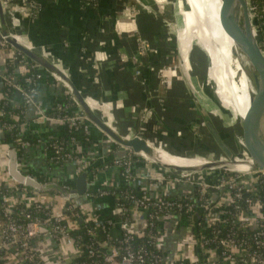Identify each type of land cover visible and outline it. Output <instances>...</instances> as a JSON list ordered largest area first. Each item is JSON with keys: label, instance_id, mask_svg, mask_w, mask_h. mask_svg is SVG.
Masks as SVG:
<instances>
[{"label": "crops", "instance_id": "1", "mask_svg": "<svg viewBox=\"0 0 264 264\" xmlns=\"http://www.w3.org/2000/svg\"><path fill=\"white\" fill-rule=\"evenodd\" d=\"M28 1L33 3L36 11L35 14L33 11H27L20 15L21 26L18 30L22 31L23 44L43 54L65 73L83 94L93 97L88 103H92L94 111L116 132L125 137H131L143 131L142 135L145 138L148 137L145 134L148 129L144 128L143 124L139 125L137 117L139 115L143 122H155V105H158V102H155V89L159 88L155 78V60L172 55L167 31L162 24L160 25L162 29L157 25L160 22L156 19V14L159 12L156 3L166 0H96L93 4L82 3L79 0ZM127 5L138 7L140 13L136 17H131L125 10ZM4 20L6 24V19ZM158 28H160L159 31H157ZM61 29L65 31L63 37L60 34ZM139 38L143 40L147 48V52L141 55L138 52ZM155 42L159 44L156 55ZM15 55L13 48H0V73L8 61L12 63L16 77L24 73L29 59L26 57L25 61L15 62ZM34 64L36 70L42 74V78L37 82L35 99L45 109L46 117L37 119L35 106L30 105L26 107L18 128L22 135H37L42 138L45 135L60 133L62 124L53 118V103L56 99L63 98L70 93L63 83L51 73L36 63ZM137 69L140 70V74L135 73ZM179 77L175 79L177 83L174 82L172 85L169 93L170 101L165 100L163 105H160L162 110L158 109V114L162 115L161 112H164L166 114L162 116L170 120L168 114L172 110L171 121L181 124L186 119L183 124L186 128L187 117L195 116L197 112L200 116L201 111L189 97V90L182 77L180 80ZM2 98L3 81L0 77V101ZM9 100L13 105H17L18 93L13 90ZM225 104V108L228 109V101ZM175 105H180L178 116H173ZM74 107L79 109L77 104ZM89 136L92 138L91 145L86 147L81 145L79 148L87 165L98 157L110 154L117 147L93 123H90ZM1 137L0 131V181L6 185V182L12 179L7 174V146ZM156 138L165 143L168 153L172 154V156L166 154L160 147H155L166 156L183 155L181 152L170 150V140H165L164 135L159 134ZM88 160L91 162L88 163ZM19 166L22 171L30 170L36 176L46 174L48 168L45 145L37 143L24 148L19 158ZM164 168L145 158L137 161L133 171L139 177L138 187L146 189L150 196H177L189 189L186 183L155 180L156 177L162 175ZM94 170L95 175L91 171L92 176L88 177L90 186L94 187L115 181L119 173L118 169L113 166ZM74 171L75 167L70 166L66 174L77 176L78 174L76 172L74 174ZM179 172L182 171L178 170L174 173ZM58 173L64 172L59 169ZM45 198L50 201L61 200L59 197L52 199L47 195ZM76 203L82 205L86 213L91 215L95 221L103 222L106 219L118 221L117 208L110 195L88 198L84 194L76 200ZM130 215L135 224L143 229L144 217L136 212H131ZM177 221V217L167 216L163 217L160 222L163 231L158 235L156 244L167 259H173L180 252L188 254L192 247L191 235L184 231L185 227L178 228ZM111 231H113L112 228ZM31 244L45 264H71V261H67V257L72 254L74 248L72 244L42 234L32 237Z\"/></svg>", "mask_w": 264, "mask_h": 264}, {"label": "built area", "instance_id": "2", "mask_svg": "<svg viewBox=\"0 0 264 264\" xmlns=\"http://www.w3.org/2000/svg\"><path fill=\"white\" fill-rule=\"evenodd\" d=\"M79 1L91 4L92 0ZM0 3L10 35L12 38L22 37V31L18 30L21 26L20 15L27 13V11L32 12L33 3L28 0H0ZM261 9L264 10V0ZM125 10L129 12L131 17H136L140 13L138 7L134 5H127ZM249 10L252 17L257 20L256 26L258 29L255 31V36L263 43L261 50L264 55V21H260L264 17V13H257V5L251 2V0H249ZM261 26H263V29H261ZM8 45L0 34V48H8ZM138 47L139 55L147 52L146 44L140 38ZM10 48L12 47L10 46ZM15 52V62L25 61L26 57L23 54ZM135 60H137L136 56ZM7 63L12 65L9 61ZM28 63L24 73L29 72V75L23 78V84L17 82V77L14 75L13 70L12 73L8 72L7 67H5L1 71L0 77L5 86L3 98H9L8 91L10 89L11 91H16L22 97L25 109L30 105L35 106L36 118L43 119L46 117L45 109L35 99L37 82L42 78V74L36 70L34 63L29 60ZM158 72L159 75L166 76L163 68H159ZM135 73L140 74V70L137 69ZM84 97L88 101L93 99V97L87 94H84ZM70 98L73 100L71 95ZM72 108L71 104H55L53 111L54 120L66 125L69 129L82 128L89 135L91 122L81 110L76 112L72 111ZM4 127H7V125H4ZM142 134L143 131H140L138 134L132 136H139L147 143L153 139L158 144L157 147H160L162 141H158L154 137H150L147 140L148 138H145ZM21 137L22 134L18 131L16 143L24 149L29 146V143ZM47 142L49 143L47 144ZM70 142H73V140L71 139ZM38 143L45 145V154H47V146L55 149L57 156L51 157V159H63L64 162L68 163L76 160L75 156H72V145L66 152L61 154L62 144L55 141L53 135H47L46 140L38 137ZM137 156L147 159L141 152L129 150L126 157L112 160V165L119 168L120 173L124 176V183L132 188L138 186L137 180L139 177L133 171V167L137 162L135 159ZM202 159L204 160L205 157H202ZM106 167L108 166L103 165L102 168ZM102 168H96L94 171ZM162 172V175L156 177L155 180L162 181L169 179L177 183H186L189 189L175 196V199H168L163 195L150 196L144 188L142 193H140L141 195H138L137 190L134 193L130 192V194H127L131 205L128 207L121 205L117 208L118 221L106 219L101 223L102 226L108 224L110 227L118 225L120 228L118 240L122 244V247L107 242V244H101L102 246L106 245V251L100 253L92 244L87 245L88 255L90 257H100L101 261L97 259L79 264H185L187 262H191L192 264H264V197L262 198V194L264 195V169L257 171L210 169V172L207 170H183V172L176 174L177 177L172 176V173L166 169ZM93 173L95 175V172ZM1 183L4 185V182L0 181V185ZM17 184L18 182L13 179L10 182H6L4 186L8 187L10 191L6 190V193H0V200L3 202L2 212L6 219L0 224V264H42L41 261L36 259V255L38 254L31 244V238L39 234L72 244L74 248L72 254L67 257V261H71L75 256L81 254L82 250L79 249L78 243L69 234V230L79 224L85 223L87 220L95 221V219L86 213L82 205L76 202L68 203L69 200L73 199H64L57 196L61 199L60 201L57 199L50 201L45 198V195L40 194V192L24 190L18 187ZM244 191H249L250 195L245 196ZM214 194L215 197H213ZM86 196L91 198L90 194H86ZM19 203H23L25 208L32 207L34 211L30 215L31 211H27L28 213H26L24 211L25 208L22 209L24 217L29 220L24 225L13 216L14 206ZM241 203L246 205L244 210ZM229 204H232L233 208L237 211L236 215L231 217H234L238 224L252 230V247L247 244L248 241L246 239L238 238L232 232H227L223 236L215 235L212 238L206 236L205 229L207 227L213 223H224L227 221L231 214L226 209ZM196 208L202 210L200 221L198 222L201 230L200 234L194 238L192 235L194 225L184 228V231L189 233L192 239V247L188 254L179 251L180 253L176 257L167 259L157 253H149L144 247H132L131 241L133 237H142L145 233L149 236L151 235L150 229L154 226V218L161 221L162 217H167L172 213H177L178 215L182 212L190 213ZM152 209L153 211H151ZM72 211H75L74 216H72ZM125 211H129L130 213L136 212L138 215L144 217V228L138 227L131 218V215H123ZM146 230L147 232H145ZM157 238L158 236L154 241L156 247Z\"/></svg>", "mask_w": 264, "mask_h": 264}, {"label": "water", "instance_id": "3", "mask_svg": "<svg viewBox=\"0 0 264 264\" xmlns=\"http://www.w3.org/2000/svg\"><path fill=\"white\" fill-rule=\"evenodd\" d=\"M218 21L234 44L236 58L249 84L247 110L243 116L237 119L238 138H234L232 144L228 143L209 112L203 110L202 103L199 102L194 91L189 90L187 87L191 98L196 103V107L201 111V122L221 155L215 158H208L206 155L205 159H202L195 166L173 167L169 165V168L187 171L207 169L262 170L264 169V55L261 50L263 43L255 36V31L258 29L256 26L257 20L251 15L249 0H220ZM260 21H264V17ZM261 29H263V26H261ZM0 34L15 51L23 54L63 83L87 119L117 145L110 154L98 157L92 163L84 166L82 171L75 177L73 186L67 188L55 181L40 182L31 175L23 174L17 167V153L14 144L7 138L5 140L8 156L7 170L13 180L41 193L53 192L64 199H75L86 192L89 172L105 161L126 157L129 150L148 155L149 159L159 163V166H168V164L157 159L156 148L149 145L139 136L125 137L116 132L107 121L94 111L92 103H88L82 91L76 87L73 81L48 58L14 40L5 24L1 3ZM236 81L238 82V80ZM220 109L223 111V108ZM155 120L167 131L177 133L176 129L167 123L162 115L158 114L156 106ZM196 121H199V119L188 122L187 126ZM213 197H215V194Z\"/></svg>", "mask_w": 264, "mask_h": 264}, {"label": "trees", "instance_id": "4", "mask_svg": "<svg viewBox=\"0 0 264 264\" xmlns=\"http://www.w3.org/2000/svg\"><path fill=\"white\" fill-rule=\"evenodd\" d=\"M96 0H92L91 3H95ZM251 2L255 3L257 5V13H264V10H262V5H263V0H251ZM33 13L35 14L36 11V7L33 6L32 8ZM160 28H158L157 31H159ZM61 31V36L63 37L65 35V31L64 30H60ZM8 48H10V46H7ZM7 70L8 72L12 73V65H10L9 63L6 64ZM29 75V72H25L23 74H21L19 77H17V82L20 83H24L23 82V78ZM180 80V78H179ZM5 89V86L3 85V90ZM11 89L8 91V97L10 98L11 96ZM8 99H4L2 98L0 101V131L2 133V137L1 139L3 141H5L7 138H9L13 144L15 149L17 150V167L19 169V158L21 156L22 153V148L20 147L19 144L16 143V139H17V134L19 131V124L21 123L23 116H24V111H25V107H24V101L22 99V97L19 95V101L17 105H13L10 100ZM71 104V106H73L72 111H76L79 112L80 109L78 108H74L75 106V102L70 98V94L67 93V95L63 98L60 99H56L53 103V107L55 104ZM73 103V105H72ZM156 106V105H155ZM199 113L197 112L195 114V116L193 115L191 118L188 119H194V118H198L199 119V123H201L202 119L200 117H198ZM139 117V115H138ZM137 117V121L139 122V125L148 129V132H146V136L148 137H153L157 135H164L165 140H167V133L169 131H167L166 129H164L156 120L151 121V122H143L141 121L140 117ZM165 118V117H164ZM140 120V121H139ZM165 121H167V123H169L171 126H173L171 124V122L169 120H167L165 118ZM187 121V123H188ZM186 123V126H187ZM195 122H192L190 124V126H193ZM216 124V123H215ZM4 125H7V127H4ZM217 125V124H216ZM218 127V126H217ZM198 133H203V137L208 138L207 136H210V134L208 133V131L206 130L205 126L199 127V131ZM169 134V133H168ZM153 135V136H152ZM46 135L42 136V138L44 140H46ZM24 141L28 142L29 145H34L38 143V136L37 135H33V136H27V135H22L21 137ZM174 138V137H172ZM211 138V136H210ZM53 139L57 142H60L62 144V150H61V154L63 152H66L67 149H69V147L72 145V149H73V153L72 156H75V161L72 162H64L63 159H51V157H56L57 154L55 152V149L53 147H49L47 146L46 151V166L48 169H50L51 167H54V173L50 172L48 175L47 174H43L41 176H36L34 175L30 170H24L21 171L23 172V174L25 175H31L33 178L37 179L40 182H44V181H55L58 182L59 184L70 188L73 186L74 183V179L76 177V175L72 176L71 174H66L68 169L70 168V166H74L75 167V172L78 174L79 172L82 171L83 167L87 165V162L84 161V159H81L82 154L80 151V146H89L91 145V141L92 138L86 134L82 128H78V129H69L68 127H66V125L62 124L61 125V130L60 133L58 134H53ZM73 140V142H70V140ZM207 141V140H206ZM213 142V141H212ZM49 142H47L48 144ZM214 143V142H213ZM214 146L216 147V145L214 144ZM206 148V147H205ZM205 148H200V149H205ZM217 148V147H216ZM207 149L204 150V152ZM203 152V153H204ZM137 161L142 160V158L140 156H137V158H135ZM91 160V159H90ZM91 162L88 160V163ZM112 160L111 161H105L103 162L101 165H99L97 168H102L103 165H107V166H113L112 165ZM115 167V166H113ZM117 168V167H116ZM59 169H61L64 173H58ZM119 173L117 175V178L115 179V181L110 182V183H102L100 185L97 186H90L89 181H88V186H87V190H86V194H90L91 198H96L98 196H102V195H110L111 198L113 199V204L116 208L120 207L121 205H125L126 207L131 205V202L128 200L127 194H130V192H133L135 190H137L138 195H141L140 193H142L143 189L141 187L136 186L135 188L129 187L126 183H124V176L120 173V169L117 168ZM56 170V171H55ZM93 172V171H92ZM92 172L88 173V177L92 176ZM165 175V174H164ZM172 179V178H170ZM169 179H165L164 181H167ZM18 187L24 189V190H32L31 188L18 183L17 184ZM6 190L10 189L6 186L3 185V183H1L0 185V193L4 194L6 193ZM104 192V193H102ZM43 195H47L50 196L52 199L57 197L58 195L53 193V192H47V193H41ZM85 194V193H84ZM82 194V195H84ZM82 195L78 196L77 198L73 199V200H69V202L75 203L76 200L78 198H80ZM244 195L248 196L250 195L249 191H244ZM168 199H175V195L173 196H165ZM264 197V195L262 194V198ZM243 210L245 209L246 205L241 203ZM2 206H3V202L0 200V224H2L6 219L3 215L2 212ZM25 206L23 203H19L17 205L14 206V212H13V216L19 220V222H21V224H25L27 223L29 220L27 218L24 217L23 211L22 209H24ZM226 209H228L231 214L229 215V218L227 219L226 222L224 223H213L212 225H210L209 227H207L205 229V234L207 237L212 238L215 235H220L223 236L224 234H226L227 232H232L236 237L238 238H244L246 239L248 242L247 244L249 246H251V235H252V230L248 229L245 226H242L240 224H238L235 220L234 217H231L233 215H236L237 211L233 208L232 204L227 205ZM24 211L26 213H28L27 211H31V214H33V208L29 207V208H25ZM153 211V209L151 210ZM155 211V209H154ZM36 214V213H35ZM75 211H72V216H74ZM202 214V210L201 209H195L194 211L190 212V213H186V212H182L180 215H178L177 213H172L169 216H175L178 218L177 221V226L178 228H184L186 226H190V225H194V228H192V235L194 236V238H196L199 234H200V230H201V226L198 225V222L200 221V216ZM123 215L126 216H130V212L129 211H125ZM120 216H122L120 214ZM32 217V216H31ZM163 218V217H162ZM154 222V226L150 229L151 231V235H147L146 233L143 234L142 237H138L135 236L133 237L132 241H131V245L134 248H140V247H144L149 253L150 252H154L157 253L159 255H162V253L160 252V250L156 247L155 245V238L162 233L163 229L162 226L160 225L161 221L155 220V218L153 219ZM102 222L99 221H94V220H87L85 221V223L79 224L76 227H73L69 230V234L71 235L72 238H74V240H76V242L78 243V247L80 250H82V253L79 254L78 256H75L72 260H71V264H79L81 262H88L91 260H97L100 259V257H90L87 253V245L92 244L95 249L97 251H99L100 253L106 251V245H101V244H107L108 243H114L118 246L122 247V244L119 242V238L118 236L120 235V228L118 229V226H112L110 227L108 224H104L102 226L101 224ZM193 227V226H192ZM111 228L113 229V231H111ZM218 230V232H216ZM147 232V230L145 231ZM118 234V235H116ZM252 247V246H251ZM36 259L41 261L42 264H45L40 256L36 255ZM148 261V260H147ZM26 264H32V263H26ZM185 264H192L191 262H187ZM235 264H240V263H235Z\"/></svg>", "mask_w": 264, "mask_h": 264}, {"label": "rangeland", "instance_id": "5", "mask_svg": "<svg viewBox=\"0 0 264 264\" xmlns=\"http://www.w3.org/2000/svg\"><path fill=\"white\" fill-rule=\"evenodd\" d=\"M156 5L158 6V11H159L156 14V19L157 21L160 22V24L157 23V25L161 27L160 25L162 24L164 29L167 31V36H169L168 38L170 39V43H171V46L169 48L172 52V55L170 57L168 55L165 56L163 59L159 58L155 60V78L159 86V88L155 89V102H158L157 103L158 107L156 106L157 112L158 109L162 110L160 105L161 104L163 105V102H165V100H168V102L170 101L169 93L171 91L172 85L176 81L175 79H178L177 77L181 76L185 83V86L188 87L189 90H193L199 102L202 103L201 106L203 107V110L205 112H209V114L212 116L213 119L214 117L215 118L218 117V119H214V120L219 130L222 132L225 140L228 143L232 144L233 139L238 138V129L235 126L233 127L230 110L225 108L224 106L226 105L225 103H227L228 92L227 90H225V88H222V86L219 85V81H217L215 74L213 72L210 73L208 72L209 59L207 53L200 45L195 43V41L197 40L195 34L191 35L192 41L194 43L192 42V47L190 48L187 57L183 60L180 57L179 47H178V33L179 30L185 28L184 24L186 23L187 20V13L183 12L184 9L182 7L181 2L179 0H166L161 3H156ZM158 48H159V44L155 42V55L158 53L157 52ZM159 68L164 69V71L166 72L165 77L159 75L158 72ZM189 97H191V95ZM205 97L206 100H208L209 104L211 105V107L210 106L205 107L206 110L204 108L202 101V98ZM176 106L177 105H175L174 108L175 113H173V116H178L180 113V105L177 107ZM213 108L215 111L211 114ZM220 108H223V111ZM171 113L168 114V116L170 117L169 121L176 129L177 133L176 134L167 133V141L170 140L169 141L170 150H173L175 152L176 151L181 152L183 155H193L196 157H202V156L205 157L206 155H208L207 156L208 158H215L221 155L219 150L214 146V143L212 142L210 136H207L208 138H206L203 137V133L202 135L201 133H198L199 127H201L202 129V127L204 126L202 122L199 123L200 121H196L193 124V126H190L189 128L188 126H186L185 128L183 124L186 122V119L183 123L176 124L171 121L172 119ZM161 114L164 115L166 113L161 112ZM198 117L202 119L201 115ZM189 118L191 117L190 116L187 117V119ZM147 138H148L147 140L150 139V137ZM149 143L153 145L154 148L155 147L159 148L157 147L158 144L155 142V140L151 139L149 140ZM160 148L164 153L169 154L167 151L168 149L166 144L164 143L162 145L160 144ZM200 148H205L207 150L204 152L205 149L202 150ZM196 153L199 154L200 156H198ZM169 155L172 156V154ZM147 160L151 161L152 163H155L154 161L149 159V157L147 158ZM169 165L170 164H168V166L165 165V169L168 172L172 173L171 174L172 176L177 177L176 176L177 173H174L173 170L172 171L169 170ZM207 171L210 172V169H207ZM50 172L54 173V167L48 169L47 172L48 175H50L49 174Z\"/></svg>", "mask_w": 264, "mask_h": 264}, {"label": "bare ground", "instance_id": "6", "mask_svg": "<svg viewBox=\"0 0 264 264\" xmlns=\"http://www.w3.org/2000/svg\"><path fill=\"white\" fill-rule=\"evenodd\" d=\"M179 1L184 9L183 12L187 13V20L184 24L185 28L179 30L178 33L180 57L182 60L187 57L193 42L191 35L195 34L197 38L195 43L200 45L207 53L209 59L208 72H213L217 81H219V85L228 92L227 101L229 103L228 109L232 116L231 121L233 127L235 126L238 129L237 119L245 114L248 107L249 84L236 58L234 44L219 24L218 11L220 8V0ZM226 10L225 8V11ZM226 12L228 13V11ZM13 39L25 46L21 37H13ZM22 39L24 40V38ZM236 80H238V82L234 83ZM202 101L205 107H211L206 97L202 98ZM214 111L213 108L211 114ZM214 119H218V117H214ZM156 151L158 157L156 158L158 160L170 164L173 167L195 166L202 161L203 157H196L193 155H174L173 157H168L160 150L156 149ZM145 156L149 157L148 155ZM169 170H173L174 172L178 171V169L174 168H169ZM179 171L183 172V170Z\"/></svg>", "mask_w": 264, "mask_h": 264}]
</instances>
